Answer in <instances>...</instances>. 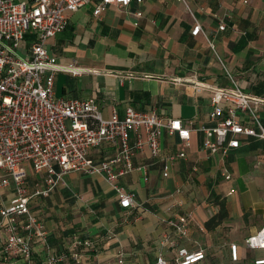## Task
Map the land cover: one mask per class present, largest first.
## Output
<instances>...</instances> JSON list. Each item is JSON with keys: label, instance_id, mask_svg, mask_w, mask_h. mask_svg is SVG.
I'll use <instances>...</instances> for the list:
<instances>
[{"label": "crops", "instance_id": "1", "mask_svg": "<svg viewBox=\"0 0 264 264\" xmlns=\"http://www.w3.org/2000/svg\"><path fill=\"white\" fill-rule=\"evenodd\" d=\"M97 1L70 13L67 27L46 42L60 63L76 62L90 70L81 76L57 73L55 95L92 98L106 118L113 109L123 117L128 106L155 110L180 118L191 135L188 144L177 134L161 135L163 154L186 152L170 166L168 177L162 175L161 158L135 157V166L145 167L147 179L137 168L120 179L136 193L134 207L120 206L103 175L82 172L65 174L49 196L32 197L30 208L44 221L50 245L61 250L73 234L94 240L97 247L86 264H150L160 252L175 264L181 246L206 252L197 264L264 259V248L247 245L264 227V140L239 136L240 146L227 155L202 149V127L216 122L210 115L212 91L232 85L227 72L245 92L264 99V0H187L189 8L177 0H134L128 8L112 4L95 16ZM197 22L204 33L193 35ZM31 41L30 34L23 41L26 53ZM259 115L264 124V100ZM117 149V144L105 143L89 156L99 162ZM26 170L32 194L44 175L29 165ZM14 193L13 182L0 191V208ZM220 204L226 205L228 216L208 225ZM184 214L189 217L188 236L178 238L168 220ZM6 241L0 215V264H21L5 252ZM232 243L238 246L236 260ZM33 249L37 259L45 258L40 238L33 240Z\"/></svg>", "mask_w": 264, "mask_h": 264}, {"label": "built area", "instance_id": "2", "mask_svg": "<svg viewBox=\"0 0 264 264\" xmlns=\"http://www.w3.org/2000/svg\"><path fill=\"white\" fill-rule=\"evenodd\" d=\"M92 0H0V191L14 185V196L8 205L0 208L7 232L5 252L12 253L21 264H86L97 244L90 238L73 234L61 250H54L48 240L45 224L30 208L32 197L49 196L63 176L69 172L103 175L115 190L123 208L137 204L136 193L126 189L121 177L136 167L139 154H149L163 161V177L170 174V166L186 157L181 150L163 154L160 137L164 131L177 134L188 144L191 129L180 118L159 115L155 110L141 111L132 106L120 117L113 109L106 118L100 105L92 98H64L54 92L56 74L66 72L81 76L90 71L76 62L62 64L50 53L46 42L64 30L69 14ZM134 0H99L94 15H101L109 5L128 8ZM142 2V0H135ZM189 8L187 0H177ZM247 2V1H246ZM137 16L142 12L137 11ZM224 24L219 26L220 30ZM204 33L197 22L193 35ZM31 35L30 47L25 55L19 53L23 41ZM232 85L215 88L211 95L213 126H204L202 149L209 154L227 155L231 148L240 146L239 136H252L264 140V124L259 105L264 100L245 92L227 72ZM202 88L212 87L200 83ZM225 102L227 105H225ZM241 113V114H240ZM244 114V115H242ZM117 144V152L95 162L91 150L102 144ZM43 174V182L29 193L26 166ZM226 179L231 178L227 171ZM181 189L179 188L178 191ZM25 216V220L19 218ZM178 238H186L189 217L179 215L168 220ZM40 238L46 248L43 260L35 257L33 240ZM250 248H264V227L247 240ZM234 260L238 257L237 244H230ZM206 259L201 249L190 251L184 246L177 250L175 264H197ZM123 262L122 259L119 260ZM255 264H264L256 258ZM150 264H169L163 252Z\"/></svg>", "mask_w": 264, "mask_h": 264}, {"label": "trees", "instance_id": "3", "mask_svg": "<svg viewBox=\"0 0 264 264\" xmlns=\"http://www.w3.org/2000/svg\"><path fill=\"white\" fill-rule=\"evenodd\" d=\"M221 208L219 213H217L215 216H213L209 221H208V225H216L218 223H220L223 219H225L228 216V211L226 209V205L225 204H220ZM236 264H255L254 262H239Z\"/></svg>", "mask_w": 264, "mask_h": 264}, {"label": "rangeland", "instance_id": "4", "mask_svg": "<svg viewBox=\"0 0 264 264\" xmlns=\"http://www.w3.org/2000/svg\"><path fill=\"white\" fill-rule=\"evenodd\" d=\"M19 53H21L22 55H25L26 51L24 50V48H20ZM0 173H4V171L0 170Z\"/></svg>", "mask_w": 264, "mask_h": 264}]
</instances>
